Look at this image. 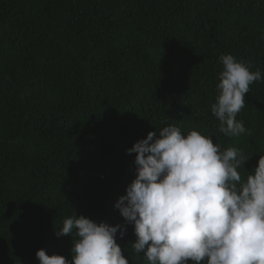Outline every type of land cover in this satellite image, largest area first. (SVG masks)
I'll use <instances>...</instances> for the list:
<instances>
[{
	"label": "trees",
	"instance_id": "16d2710c",
	"mask_svg": "<svg viewBox=\"0 0 264 264\" xmlns=\"http://www.w3.org/2000/svg\"><path fill=\"white\" fill-rule=\"evenodd\" d=\"M227 54L262 74L238 137L211 112ZM169 125L242 151V179L258 166L264 0H0V264L72 261L75 230L56 231L73 215L125 226L129 264H147L115 204L137 175L127 150Z\"/></svg>",
	"mask_w": 264,
	"mask_h": 264
},
{
	"label": "clouds",
	"instance_id": "9594fccd",
	"mask_svg": "<svg viewBox=\"0 0 264 264\" xmlns=\"http://www.w3.org/2000/svg\"><path fill=\"white\" fill-rule=\"evenodd\" d=\"M219 94L211 105L219 131L227 137L246 132L237 115L250 85L262 79L233 55L220 57ZM137 175L115 207L134 225L131 243L147 264H264V155L246 179L239 169L249 157L234 147L221 150L211 136L176 125L149 132L129 148ZM75 230L72 261L40 249V264H129L121 246L126 227L73 215L57 237Z\"/></svg>",
	"mask_w": 264,
	"mask_h": 264
}]
</instances>
